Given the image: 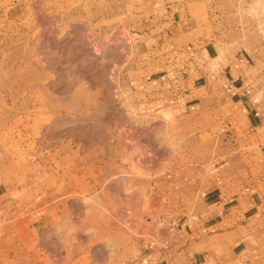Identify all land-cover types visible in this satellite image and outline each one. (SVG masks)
<instances>
[{
    "label": "rangeland",
    "instance_id": "374dc122",
    "mask_svg": "<svg viewBox=\"0 0 264 264\" xmlns=\"http://www.w3.org/2000/svg\"><path fill=\"white\" fill-rule=\"evenodd\" d=\"M182 12L214 42L264 44V0ZM151 14L150 0H0V264H149L158 235L170 253L178 223L148 210L153 192L233 145L144 108L162 68Z\"/></svg>",
    "mask_w": 264,
    "mask_h": 264
},
{
    "label": "crops",
    "instance_id": "0c3cea01",
    "mask_svg": "<svg viewBox=\"0 0 264 264\" xmlns=\"http://www.w3.org/2000/svg\"><path fill=\"white\" fill-rule=\"evenodd\" d=\"M189 1L201 0H150L153 21L145 19L142 32H154L146 46L162 68L148 77L143 106L190 116V128H217V137L233 146L178 177L188 183L174 178L153 192L148 210H166L178 233L169 254L157 236L149 264H264V44L214 42L192 15L188 23L182 19ZM213 114L217 122L206 120Z\"/></svg>",
    "mask_w": 264,
    "mask_h": 264
},
{
    "label": "built area",
    "instance_id": "2783aa9c",
    "mask_svg": "<svg viewBox=\"0 0 264 264\" xmlns=\"http://www.w3.org/2000/svg\"><path fill=\"white\" fill-rule=\"evenodd\" d=\"M171 226H172V230H174L177 227V223L176 222H172Z\"/></svg>",
    "mask_w": 264,
    "mask_h": 264
}]
</instances>
